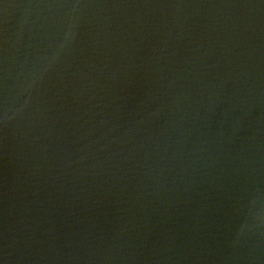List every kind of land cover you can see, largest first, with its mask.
<instances>
[{"label": "water", "instance_id": "water-1", "mask_svg": "<svg viewBox=\"0 0 264 264\" xmlns=\"http://www.w3.org/2000/svg\"><path fill=\"white\" fill-rule=\"evenodd\" d=\"M0 264H264V0H0Z\"/></svg>", "mask_w": 264, "mask_h": 264}]
</instances>
